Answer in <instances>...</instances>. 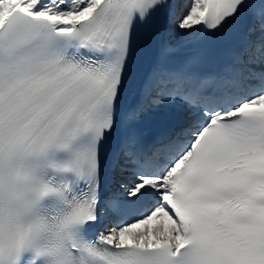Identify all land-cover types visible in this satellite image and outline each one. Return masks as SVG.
Listing matches in <instances>:
<instances>
[{"label": "snow or ice", "instance_id": "6c2138e0", "mask_svg": "<svg viewBox=\"0 0 264 264\" xmlns=\"http://www.w3.org/2000/svg\"><path fill=\"white\" fill-rule=\"evenodd\" d=\"M0 264H264V0H0Z\"/></svg>", "mask_w": 264, "mask_h": 264}, {"label": "bare ground", "instance_id": "6f19581e", "mask_svg": "<svg viewBox=\"0 0 264 264\" xmlns=\"http://www.w3.org/2000/svg\"><path fill=\"white\" fill-rule=\"evenodd\" d=\"M178 38L175 35H171L169 34L162 26L159 25V22H157L156 24V29L153 35V42H152V46L149 47V51L144 59V61L146 62L151 54H152V47L155 46L156 43L160 42V41H175Z\"/></svg>", "mask_w": 264, "mask_h": 264}]
</instances>
